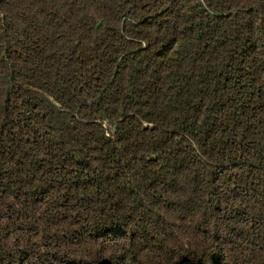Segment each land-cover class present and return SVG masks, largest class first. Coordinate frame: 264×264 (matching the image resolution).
I'll return each instance as SVG.
<instances>
[{"label": "trees", "instance_id": "16d2710c", "mask_svg": "<svg viewBox=\"0 0 264 264\" xmlns=\"http://www.w3.org/2000/svg\"><path fill=\"white\" fill-rule=\"evenodd\" d=\"M0 264H264V0H0Z\"/></svg>", "mask_w": 264, "mask_h": 264}]
</instances>
